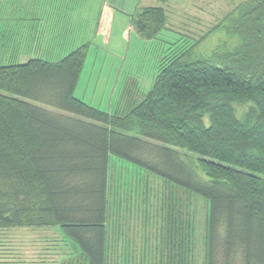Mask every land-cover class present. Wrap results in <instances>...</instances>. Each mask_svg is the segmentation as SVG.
I'll list each match as a JSON object with an SVG mask.
<instances>
[{
  "label": "trees",
  "instance_id": "1",
  "mask_svg": "<svg viewBox=\"0 0 264 264\" xmlns=\"http://www.w3.org/2000/svg\"><path fill=\"white\" fill-rule=\"evenodd\" d=\"M132 17L148 39L167 23L160 5ZM224 19L225 41L165 54L149 90L123 92L114 111L74 95L88 43L56 61L0 64V264L28 262L4 232L15 226L61 227L70 251L59 264H111L114 246L127 249L123 215L109 209L112 155L167 190L153 243L145 189L140 264H264V0Z\"/></svg>",
  "mask_w": 264,
  "mask_h": 264
},
{
  "label": "rangeland",
  "instance_id": "2",
  "mask_svg": "<svg viewBox=\"0 0 264 264\" xmlns=\"http://www.w3.org/2000/svg\"><path fill=\"white\" fill-rule=\"evenodd\" d=\"M231 1L212 0L210 4H202L201 8H198L200 19L178 22L175 26L164 28L151 39L143 37L134 23L130 24L126 18L116 15L113 29L115 35L110 43L102 42V37L99 35V41L94 45L95 49L89 53L92 57L88 58L86 68L79 78V88L75 95L84 98L93 106L108 111H114L119 105H123V92H129V98L139 99L142 93L153 85L165 54L178 47L185 48L193 43L198 45L197 48L200 51L209 52L214 46L226 40L225 37L231 22L230 19L227 20L224 17L230 14L231 8L234 9L236 4L243 0H233L234 3ZM187 6L189 4L183 6L177 3L174 5L173 13L176 16ZM139 9L141 8L136 11ZM108 19L107 14L103 20L104 31L108 30ZM229 39L228 37L227 40ZM97 54L98 57L94 58V55ZM110 64H114V66L109 68ZM111 161L112 179L109 209L110 212L119 209V214L123 215L122 233L126 235L127 249H124L123 246H114L110 261L111 264H122V260H125L126 264H130L129 258H132L131 264H140L143 249L141 234L144 232L140 227L143 218L141 203L146 194L145 189L150 190V200L153 202L152 217L154 220L149 222V235L150 240L153 239V243L158 240L159 222L156 224V218L159 219L157 213L160 198L167 190L164 188L163 179L159 176L145 171L144 174L141 173L139 179H134L135 164L131 165L133 163L125 162L124 159L122 161V158L113 155ZM149 171L153 170L149 169ZM198 204L200 219L203 222L205 206L202 201H198ZM110 222L111 219H109V224ZM4 232L7 239H12L14 244L21 245L26 251L27 264H59L62 253L70 251V249H66V252H63L65 249H50L55 246L54 243L63 247L65 244H70L68 237L59 226L49 228L15 226L4 230ZM120 234L119 232L118 235ZM113 240L115 239L110 236L111 245ZM201 248L202 243H197L199 259L201 258ZM199 261L201 262V259Z\"/></svg>",
  "mask_w": 264,
  "mask_h": 264
},
{
  "label": "crops",
  "instance_id": "3",
  "mask_svg": "<svg viewBox=\"0 0 264 264\" xmlns=\"http://www.w3.org/2000/svg\"><path fill=\"white\" fill-rule=\"evenodd\" d=\"M177 3L189 6L175 16L173 9ZM205 3L210 4L212 0H0V64L25 63L32 58L56 61L88 43L83 72L99 35L102 42L108 43L115 35L116 15L135 24L132 16L138 8L160 5L167 12V28L178 22L200 19L198 8ZM107 14L108 30L104 31L103 20ZM97 57L98 54L94 55ZM78 88L79 79L74 95ZM54 245L50 249L63 248L58 243Z\"/></svg>",
  "mask_w": 264,
  "mask_h": 264
}]
</instances>
